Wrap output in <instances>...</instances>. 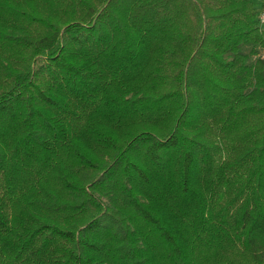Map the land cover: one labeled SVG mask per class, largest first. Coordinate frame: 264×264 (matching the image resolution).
<instances>
[{"label": "trees", "instance_id": "1", "mask_svg": "<svg viewBox=\"0 0 264 264\" xmlns=\"http://www.w3.org/2000/svg\"><path fill=\"white\" fill-rule=\"evenodd\" d=\"M259 4L0 0V264H264Z\"/></svg>", "mask_w": 264, "mask_h": 264}, {"label": "built area", "instance_id": "2", "mask_svg": "<svg viewBox=\"0 0 264 264\" xmlns=\"http://www.w3.org/2000/svg\"><path fill=\"white\" fill-rule=\"evenodd\" d=\"M258 23L264 25V0H260L259 10H258ZM262 57H264V49L262 51Z\"/></svg>", "mask_w": 264, "mask_h": 264}, {"label": "rangeland", "instance_id": "3", "mask_svg": "<svg viewBox=\"0 0 264 264\" xmlns=\"http://www.w3.org/2000/svg\"><path fill=\"white\" fill-rule=\"evenodd\" d=\"M258 2V1H257Z\"/></svg>", "mask_w": 264, "mask_h": 264}]
</instances>
